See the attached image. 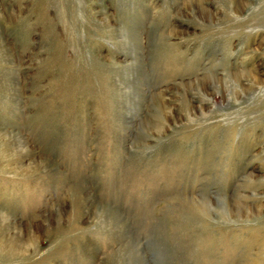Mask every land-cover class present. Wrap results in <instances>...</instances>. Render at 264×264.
<instances>
[{
    "label": "rangeland",
    "instance_id": "rangeland-1",
    "mask_svg": "<svg viewBox=\"0 0 264 264\" xmlns=\"http://www.w3.org/2000/svg\"><path fill=\"white\" fill-rule=\"evenodd\" d=\"M0 264H264V0H0Z\"/></svg>",
    "mask_w": 264,
    "mask_h": 264
},
{
    "label": "bare ground",
    "instance_id": "bare-ground-1",
    "mask_svg": "<svg viewBox=\"0 0 264 264\" xmlns=\"http://www.w3.org/2000/svg\"><path fill=\"white\" fill-rule=\"evenodd\" d=\"M163 127H164V122H163ZM39 163H40V162H39ZM44 163H45V162H44ZM40 164H41V163H40ZM40 164H39V165H40ZM45 164H46V163H45ZM39 165H38V166H39ZM43 166H44V164H43ZM98 207H99V206H98ZM222 207H223V206H222ZM225 207H226V206H225ZM99 208H100V207H99ZM223 209L226 210V208H223ZM99 212H101V216H100V218H101V217L104 218V217H105V214H106V213H105V210H104L103 208H100V209H99ZM230 212H231V211H230ZM16 222H17V221H16ZM115 224H117V223L115 222ZM15 233H16V232H15ZM16 236H18V237H17L18 240L22 238V237H20L19 235H16ZM19 237H20V238H19ZM32 237H33L34 239L37 238L35 235H32ZM132 250H133V248H132ZM135 252H136V251H135ZM144 263H145V262H144Z\"/></svg>",
    "mask_w": 264,
    "mask_h": 264
}]
</instances>
